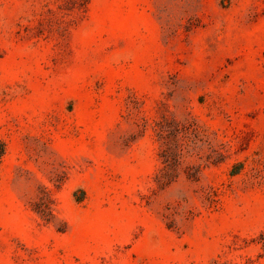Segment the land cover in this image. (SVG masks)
Listing matches in <instances>:
<instances>
[{
    "label": "rangeland",
    "instance_id": "rangeland-1",
    "mask_svg": "<svg viewBox=\"0 0 264 264\" xmlns=\"http://www.w3.org/2000/svg\"><path fill=\"white\" fill-rule=\"evenodd\" d=\"M0 264H264V0H0Z\"/></svg>",
    "mask_w": 264,
    "mask_h": 264
}]
</instances>
